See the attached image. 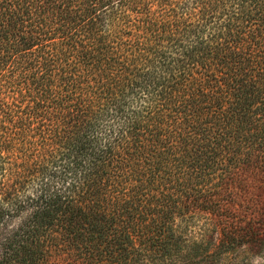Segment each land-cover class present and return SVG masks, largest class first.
Returning <instances> with one entry per match:
<instances>
[{
    "label": "trees",
    "instance_id": "trees-1",
    "mask_svg": "<svg viewBox=\"0 0 264 264\" xmlns=\"http://www.w3.org/2000/svg\"><path fill=\"white\" fill-rule=\"evenodd\" d=\"M263 251L264 0H0V264Z\"/></svg>",
    "mask_w": 264,
    "mask_h": 264
},
{
    "label": "rangeland",
    "instance_id": "rangeland-1",
    "mask_svg": "<svg viewBox=\"0 0 264 264\" xmlns=\"http://www.w3.org/2000/svg\"><path fill=\"white\" fill-rule=\"evenodd\" d=\"M243 256L236 258L237 262L242 263ZM247 264H264V251L259 255L253 253V257L247 261Z\"/></svg>",
    "mask_w": 264,
    "mask_h": 264
}]
</instances>
